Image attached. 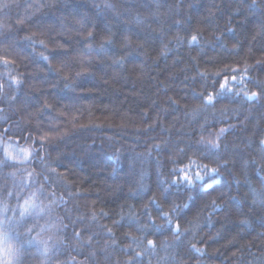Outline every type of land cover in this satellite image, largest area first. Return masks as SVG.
I'll use <instances>...</instances> for the list:
<instances>
[{
    "label": "trees",
    "instance_id": "1",
    "mask_svg": "<svg viewBox=\"0 0 264 264\" xmlns=\"http://www.w3.org/2000/svg\"><path fill=\"white\" fill-rule=\"evenodd\" d=\"M5 4L0 264H264V0Z\"/></svg>",
    "mask_w": 264,
    "mask_h": 264
},
{
    "label": "snow or ice",
    "instance_id": "2",
    "mask_svg": "<svg viewBox=\"0 0 264 264\" xmlns=\"http://www.w3.org/2000/svg\"><path fill=\"white\" fill-rule=\"evenodd\" d=\"M254 2H255V0H254ZM106 6H107V7H112V5H110V4H106ZM0 7H7V5H6V4H5V5H0ZM90 35H91V34H90ZM196 40H197V37H196L195 35H193V36L191 37V41H190V42H195ZM41 44H43V41H41ZM41 56H43V53H41ZM43 58H44V59H48V57H46V56H43ZM233 71H235V69H233ZM246 71H247V65H245V72H246ZM232 79H233V80H236V77L233 76ZM244 81H245V76L242 75V76L240 77V83L243 84ZM228 84H229V82H228V80H227V78H226V79L224 80V82H222V83L220 84V89H221V91H225V90H227V91H232V89L228 87ZM239 94H240V91H237V95H239ZM260 94H261V93H257V92H251V93H249V92H247V91H244V92H243V96L246 97L248 100H255V99H258ZM213 100H214V96H213V94H209L207 97H205L204 104H205V105H206V104H211V103L213 102ZM202 106H203V105H202ZM223 131H224V130L221 129V132H223ZM202 139H203V138H202ZM208 143L210 144L211 148H213V149H217V150L219 149V144H218L216 141H209ZM262 143H264V141H262ZM23 151L25 152L26 155L28 154V152H27L26 149H23ZM193 163H195V161H193ZM204 168L207 170V166H206V165L204 166ZM210 171L213 172V173H216V172L218 171V169H217V168H211ZM181 178L184 179V180H185L186 182H188V183H192V180L190 179V177H189L188 175H184L183 177H180V179H181ZM196 179H198V180H202V177L199 175V173H197V175H196ZM213 207L215 208V207H219V206H218V205H215V202H213ZM163 216H164V218L168 219V217H169V213L165 212V213H163ZM168 222L171 223V220L169 219ZM244 223H247V221H246V220H241V224H244ZM172 231L174 232V234H175L176 236H178V235H179V226L177 225V227H176L175 229H172ZM148 245H149L150 247H151V246H154V241L149 240V241H148ZM193 248H194V250L197 251V252L201 251L199 248H195V245H193ZM140 254H141V253H137V255H140ZM130 264H132L131 261H130Z\"/></svg>",
    "mask_w": 264,
    "mask_h": 264
}]
</instances>
